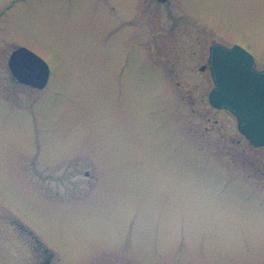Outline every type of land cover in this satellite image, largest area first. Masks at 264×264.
Returning <instances> with one entry per match:
<instances>
[{
    "label": "rangeland",
    "instance_id": "1",
    "mask_svg": "<svg viewBox=\"0 0 264 264\" xmlns=\"http://www.w3.org/2000/svg\"><path fill=\"white\" fill-rule=\"evenodd\" d=\"M0 13L1 222L23 221L54 264H264V147L209 104L207 64L212 44L237 43L264 68V0ZM19 46L50 67L44 88L11 77ZM14 229L0 228V264Z\"/></svg>",
    "mask_w": 264,
    "mask_h": 264
},
{
    "label": "water",
    "instance_id": "2",
    "mask_svg": "<svg viewBox=\"0 0 264 264\" xmlns=\"http://www.w3.org/2000/svg\"><path fill=\"white\" fill-rule=\"evenodd\" d=\"M209 50L208 60L216 83L208 95L209 103L233 111L241 121L238 129L254 146H264V71L256 73L251 55L239 46H215ZM9 60L17 80L35 88L45 86L49 69L35 54L21 48Z\"/></svg>",
    "mask_w": 264,
    "mask_h": 264
},
{
    "label": "flooded vegetation",
    "instance_id": "3",
    "mask_svg": "<svg viewBox=\"0 0 264 264\" xmlns=\"http://www.w3.org/2000/svg\"><path fill=\"white\" fill-rule=\"evenodd\" d=\"M11 75V73H10ZM12 77V75H11ZM13 78V77H12ZM14 79V78H13ZM4 213V212H3ZM2 214V211L0 212ZM7 221H0V228H15L14 236H7L9 242L13 241L16 248V257L4 258L1 264H54L56 256L48 243L23 221L10 215ZM10 232L9 230H4ZM11 244V243H10ZM13 247V246H12Z\"/></svg>",
    "mask_w": 264,
    "mask_h": 264
}]
</instances>
